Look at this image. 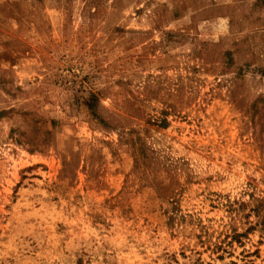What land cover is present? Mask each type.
<instances>
[{"label":"rangeland","instance_id":"obj_1","mask_svg":"<svg viewBox=\"0 0 264 264\" xmlns=\"http://www.w3.org/2000/svg\"><path fill=\"white\" fill-rule=\"evenodd\" d=\"M0 264H264V0H0Z\"/></svg>","mask_w":264,"mask_h":264},{"label":"trees","instance_id":"obj_2","mask_svg":"<svg viewBox=\"0 0 264 264\" xmlns=\"http://www.w3.org/2000/svg\"><path fill=\"white\" fill-rule=\"evenodd\" d=\"M92 96H93V98H91V100L87 102V105H89L90 107L94 108L93 100H94L95 98H94V95H92Z\"/></svg>","mask_w":264,"mask_h":264}]
</instances>
